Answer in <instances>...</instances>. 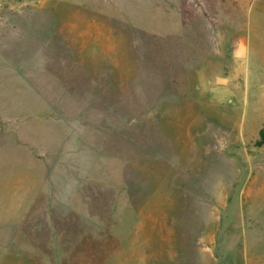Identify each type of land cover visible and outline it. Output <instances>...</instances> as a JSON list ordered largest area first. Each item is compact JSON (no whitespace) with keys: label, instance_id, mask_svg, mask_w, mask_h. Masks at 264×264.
Returning a JSON list of instances; mask_svg holds the SVG:
<instances>
[{"label":"rangeland","instance_id":"374dc122","mask_svg":"<svg viewBox=\"0 0 264 264\" xmlns=\"http://www.w3.org/2000/svg\"><path fill=\"white\" fill-rule=\"evenodd\" d=\"M264 0H0V264H264Z\"/></svg>","mask_w":264,"mask_h":264},{"label":"trees","instance_id":"16d2710c","mask_svg":"<svg viewBox=\"0 0 264 264\" xmlns=\"http://www.w3.org/2000/svg\"><path fill=\"white\" fill-rule=\"evenodd\" d=\"M263 143H264V131L261 130V131L259 132V141H255L254 144H255V146H257V147H261Z\"/></svg>","mask_w":264,"mask_h":264}]
</instances>
